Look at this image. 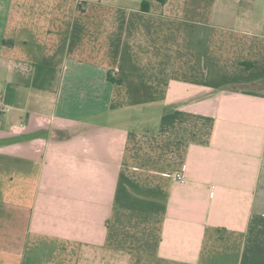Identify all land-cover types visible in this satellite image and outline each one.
<instances>
[{
  "label": "crops",
  "instance_id": "0c3cea01",
  "mask_svg": "<svg viewBox=\"0 0 264 264\" xmlns=\"http://www.w3.org/2000/svg\"><path fill=\"white\" fill-rule=\"evenodd\" d=\"M0 264H264V0H0Z\"/></svg>",
  "mask_w": 264,
  "mask_h": 264
},
{
  "label": "built area",
  "instance_id": "2783aa9c",
  "mask_svg": "<svg viewBox=\"0 0 264 264\" xmlns=\"http://www.w3.org/2000/svg\"><path fill=\"white\" fill-rule=\"evenodd\" d=\"M172 176H173V178H174L175 180H177L178 182L183 183V182L185 181V180H184V176H183L182 173H175V174H173Z\"/></svg>",
  "mask_w": 264,
  "mask_h": 264
}]
</instances>
